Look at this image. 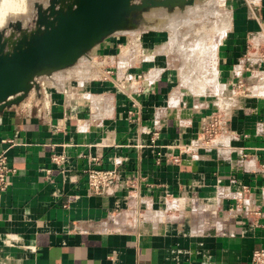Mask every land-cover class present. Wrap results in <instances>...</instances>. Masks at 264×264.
Here are the masks:
<instances>
[{
    "label": "crops",
    "instance_id": "0c3cea01",
    "mask_svg": "<svg viewBox=\"0 0 264 264\" xmlns=\"http://www.w3.org/2000/svg\"><path fill=\"white\" fill-rule=\"evenodd\" d=\"M227 4L223 30L190 38L208 42L198 89L175 67L171 30H126L0 112L15 169L0 264L251 263L264 248V0ZM124 70L146 76L120 88ZM216 111L223 130L197 144ZM90 165L115 168L117 184L91 192Z\"/></svg>",
    "mask_w": 264,
    "mask_h": 264
},
{
    "label": "water",
    "instance_id": "95a60500",
    "mask_svg": "<svg viewBox=\"0 0 264 264\" xmlns=\"http://www.w3.org/2000/svg\"><path fill=\"white\" fill-rule=\"evenodd\" d=\"M194 1L33 0L26 24L15 18L0 28V112L39 91V80L44 84L54 72L88 58L111 35L152 30L154 10H183Z\"/></svg>",
    "mask_w": 264,
    "mask_h": 264
},
{
    "label": "rangeland",
    "instance_id": "374dc122",
    "mask_svg": "<svg viewBox=\"0 0 264 264\" xmlns=\"http://www.w3.org/2000/svg\"><path fill=\"white\" fill-rule=\"evenodd\" d=\"M227 1L228 0H200V1L196 0V1H194L195 4L193 3L194 5L191 4V5H188L189 7L186 6V8H189L190 10H188V9L186 10V8L184 9V11L180 10V12H182V14L178 10H176V11L179 13H177L175 10L170 13V12H167L164 9H162V10H160V12H162L163 16H165L166 20H168V21H166V22L162 21L159 24L154 23V26H153V24L148 25V26H152V27H150L151 29H159V30L169 29L171 31L173 30L172 32L174 33V40H178L179 45H181V46H179V48L182 51V52L175 51V55L173 56V57H175L174 58L175 59L174 62L176 63L175 67L176 68L181 67V70H182V68L184 69V72H185L186 77H187L186 78L187 83H190L191 85H193V87L195 89H198L197 86H201L200 83H202V81H199L202 77L201 75L204 74L203 73L204 69L202 68V66L204 64L202 53H203V51L206 52V48H207L206 44L208 42L206 40L202 41V39H200V40H191V39H196L197 37H199V38L203 37L204 38V35H206L207 33H209L210 31L213 30V27H215L214 24L218 25L220 23L221 28L223 30V28L225 27V24L228 20V16L230 15L229 11H226L227 10L226 6L228 5ZM195 5L197 8L195 7ZM33 11H34V7H32V3H31V6L29 8V13H30L29 20L31 19V17L33 15ZM188 11H190V12H188ZM173 12H175V13H173ZM179 14H180V16L178 17L177 15H179ZM184 15H186V18ZM181 16L183 19L182 18L179 19ZM167 18H169V19H167ZM175 18H176V20H175ZM170 19H171V21H170ZM173 19L175 21H173ZM177 19H178V21H177ZM181 20H182V23L180 25H178ZM176 21L178 22V24L176 23ZM29 25H33V22L30 21ZM156 26H157V28H155ZM173 26H175L174 28L176 30L173 28ZM144 28H139V29L144 30ZM133 30H136V29H133ZM191 42L193 43V45L194 44L195 45L189 46V44H191ZM182 44H184V45H182ZM196 45H197V47H196ZM177 46L178 45L176 44V42H174V47H176V49H177ZM189 48H190V50L193 49L192 50L193 52L190 51V53L192 55V57H190V58L188 57L186 52H183L184 50H187ZM182 78L184 80V77H182ZM191 79L193 80L192 82L190 81ZM39 81L41 83V88H43L44 84H42L43 83L42 79ZM41 88H40V90H41Z\"/></svg>",
    "mask_w": 264,
    "mask_h": 264
},
{
    "label": "built area",
    "instance_id": "2783aa9c",
    "mask_svg": "<svg viewBox=\"0 0 264 264\" xmlns=\"http://www.w3.org/2000/svg\"><path fill=\"white\" fill-rule=\"evenodd\" d=\"M130 49L135 56H139V49H137V41L130 43ZM260 58H264V47L259 51ZM113 69L107 67L101 70V78L107 79L112 73ZM145 74L136 72L122 71L120 75L115 76V84L120 88L126 82L134 86L137 82L145 78ZM238 87L245 89L242 84ZM223 130V117L216 111L210 113L208 120L202 127V130L197 137V144L202 146L212 145L216 136ZM153 138H156L158 132L155 130L152 133ZM173 161H178V157H172ZM15 173V169L10 167L7 161L5 149L0 148V193L8 189L11 183V176ZM87 188L93 193H102L108 191L118 182V171L115 168H103L97 165H90L85 169ZM258 214V212H256ZM250 264H264V248H256L252 252Z\"/></svg>",
    "mask_w": 264,
    "mask_h": 264
},
{
    "label": "bare ground",
    "instance_id": "6f19581e",
    "mask_svg": "<svg viewBox=\"0 0 264 264\" xmlns=\"http://www.w3.org/2000/svg\"><path fill=\"white\" fill-rule=\"evenodd\" d=\"M32 1L33 0H0V28L4 25V24H6V22L7 21H9V20H12V19H15V18H22V20H23V22H24V24H26L28 21H29V18H30V13H29V8H30V6H31V3H32ZM196 1V0H195ZM198 1H200V0H198ZM194 4H195V2H194ZM193 4V5H194ZM199 5V4H198ZM197 5V6H198ZM189 7V6H188ZM195 7H196V5H195ZM186 8V7H185ZM184 8V9H185ZM197 8V7H196ZM195 8V9H196ZM184 9H183V11H184ZM190 10L189 8H186V10ZM193 9V8H192ZM160 10H162V9H157V10H154L153 12H151L150 14H149V17L151 18V19H153V22H152V24H153V26H154V23H161L162 21H168V20H166V17L165 16H163V14H162V12H160ZM176 11V10H175ZM179 12H180V10H178ZM192 11V10H191ZM177 12V11H176ZM179 12H177V13H179ZM187 12V11H186ZM188 12H190V11H188ZM164 13V12H163ZM167 13V12H166ZM171 13V12H170ZM173 13H175V12H173ZM172 13V14H173ZM181 14H182V12H180ZM197 13V12H196ZM184 14V13H183ZM191 15V14H190ZM168 16V15H167ZM178 17L180 16V14L179 15H177ZM183 16V15H182ZM182 16L179 18V19H181L182 18ZM185 16V18H186V15H184ZM176 17V16H175ZM167 19H169V18H167ZM183 19V18H182ZM175 20H176V18H175ZM174 19H173V21H175ZM170 21H171V19H170ZM169 21V22H170ZM172 21V22H173ZM177 21H178V19H177ZM176 21V23L178 24V22ZM168 22V23H169ZM167 23V24H168ZM171 23V22H170ZM182 23V20L180 21V23L178 24V25H180ZM151 24V25H152ZM166 24V25H167ZM173 24V23H172ZM175 24V23H174ZM150 25V24H149ZM163 25V24H162ZM169 25V24H168ZM176 25V24H175ZM177 25V26H178ZM227 25V24H226ZM165 26V25H164ZM172 26V25H171ZM170 26V27H171ZM150 27H152V26H150ZM162 27V26H161ZM160 27V28H161ZM169 27V28H170ZM175 26H173V28H174ZM144 28V27H143ZM155 28H157V26L155 27ZM165 28V27H164ZM136 29H139V28H136ZM175 29V28H174ZM133 30V29H132ZM176 30V29H175ZM174 30V31H175ZM128 31V30H127ZM173 31V30H172ZM171 32V31H170ZM173 35V34H172ZM182 45H184V44H182ZM181 46V45H180ZM191 52H193V51H191ZM191 54V53H190ZM81 59V58H80ZM79 59V60H80ZM72 68V67H71ZM59 72V71H58ZM209 76V75H208ZM209 77H211V75L209 76ZM208 77V78H209Z\"/></svg>",
    "mask_w": 264,
    "mask_h": 264
}]
</instances>
